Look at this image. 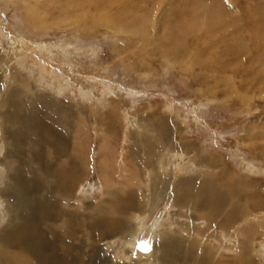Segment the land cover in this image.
<instances>
[{"label":"rangeland","instance_id":"1","mask_svg":"<svg viewBox=\"0 0 264 264\" xmlns=\"http://www.w3.org/2000/svg\"><path fill=\"white\" fill-rule=\"evenodd\" d=\"M16 1L0 0L1 30L23 39L35 48L40 61L56 67V83L64 90L58 93L59 88L52 85L46 90L71 110L83 111L72 110L71 116V110L39 105L51 131L68 136V126L81 130L85 119H116L112 146L118 160L123 146L132 143L127 132L134 131L133 120L169 119L176 124L175 139L185 145L182 149L190 145L201 155L212 154L228 165L233 177L246 179L236 198L257 229L244 236L240 228H222L231 208L225 201V209L218 211L212 223L190 219L192 227L199 228L190 239L200 242L197 256L164 264H264V0H38L37 26L25 15L26 3L21 8ZM16 65L8 85L28 87L25 98L32 86L43 89L41 84L51 74L41 66L32 65L35 69L29 70ZM80 101L84 104L77 105ZM88 133L87 153L77 168L78 184L67 202L57 205L54 220L43 226L48 252L58 258L53 257L56 264H100L103 254L110 259L106 264H163L154 261L156 252L150 245L157 234L154 223L140 229L131 243H125L120 234L101 242L91 236L90 223L108 206L112 213L114 206L101 203L106 196L99 182L100 168L119 171L121 166L108 157L111 147L100 148L98 134ZM32 149L33 145L27 148ZM75 150L70 149L71 155ZM106 159L115 164L105 165ZM65 165L55 168L71 167ZM30 167L24 173L31 176L35 167ZM199 167L203 175L213 173ZM215 181L228 189L227 181ZM0 187V191L6 189V185ZM53 195L59 199L58 193ZM9 197H3L0 232L22 222L16 206L8 210ZM191 213L187 207L185 214ZM168 217L158 232L165 239L172 238L167 231L184 235L190 231L177 223L169 225L172 220L185 222V215ZM22 249L8 246L0 264H39L33 251Z\"/></svg>","mask_w":264,"mask_h":264},{"label":"bare ground","instance_id":"2","mask_svg":"<svg viewBox=\"0 0 264 264\" xmlns=\"http://www.w3.org/2000/svg\"><path fill=\"white\" fill-rule=\"evenodd\" d=\"M24 3L27 5L25 15L28 21L33 26H37L39 23L37 17L41 10L39 1H16L18 7ZM5 43H8V49L12 50L14 55L10 54L8 49L6 50ZM34 49V47L30 48L23 39L7 35L0 28V186L6 185V189L0 191V212L2 205H5L3 197H9L11 194L8 199L11 203L8 210L12 211V207L16 206L18 219L22 221L20 224L0 232V255H6L8 246H17L23 248L22 250L33 251L39 264H56L55 260L58 258L55 254L48 252L50 249H48L47 237L43 234L45 232L44 225L54 220L57 205L61 200L67 202L65 200L71 197V192L78 184L77 168L79 165H83L87 153V144L91 138L89 130L98 134L97 142L100 148L103 144L111 147L112 153L108 157L115 162L117 150L112 146L114 144L112 139L116 133L115 124L117 121L116 119H102L103 117L101 119H85V126H82L81 130H77L78 128L73 130L71 126H68V136L62 132L51 131L44 121L45 113L39 109V105L46 106L51 110L63 108L70 111L71 109L62 104L61 100L57 102L46 90L50 85L59 88L57 89L58 93L64 89L61 88L62 85L56 83L58 82L55 80L56 67L53 69L52 65H49L50 63L40 61ZM16 64L29 70L41 66L43 71L51 73L48 78L44 74L41 75L42 78H46V82H41L46 91L38 89L36 85L32 86L28 93L30 94L29 100L23 95L24 89L28 87L23 88L19 83L8 85V82L14 78L12 76ZM30 84L32 85L31 82ZM70 102L73 105V101ZM81 104L84 103L81 101L77 103V105ZM72 110L71 116L73 111V113L83 112L81 108H77L76 111ZM133 121L134 131L127 132V136L132 138V143L129 146H123L122 158L116 159L119 163L117 167L121 166L120 170L112 168V172L111 167L100 168L101 178L98 179L102 185V195L106 196L103 197L101 203L105 207L108 206V202H113L114 206L112 213L108 211V206L106 211H102L96 220L90 223L91 236L96 242L120 234L124 235L125 243H131L138 231L151 222L154 223V232L157 233L153 240L156 242L151 241L150 243L157 253H155L154 261L158 260L164 264L175 258L191 259L195 255L197 256L196 250L200 249V242L198 244L196 241L190 240L192 234L199 231L197 226L196 228L192 227L190 219L192 221L193 219L206 220L208 223H212L215 217H218V211L225 209V201L230 202L231 208L224 216L223 223L220 222L222 228L227 227L230 230L240 228L239 230L244 236L257 229L255 224L248 222L249 215L243 212L241 199L236 198L237 193L242 192L243 187H246V179L233 177L231 171L228 170V165L220 158L216 159L212 154L202 153L201 155L194 152V148L190 145L188 147H191V150H188V147L182 149L181 145L184 148L185 145L175 139L177 136L176 124L173 121L169 119ZM48 144L51 145L50 150L45 149ZM31 145H33V149L28 151L27 148ZM72 148L76 150L72 151L71 155L70 149ZM25 158L29 163L25 162ZM111 159H106L102 163L114 165L115 163ZM56 164H66L65 166L71 167L64 169L59 167L60 170H57ZM29 165H33L36 170V172H34L35 170L32 172L31 176L24 173ZM199 166L208 167L213 170V173L203 175L199 172ZM8 168L12 169L11 173L7 171ZM217 178L227 181L228 189L224 190L223 187H219L215 181ZM45 182H48V185ZM55 193H58L59 199L53 195ZM187 207L192 210L190 215L185 214ZM162 210H166L165 213H162ZM168 214H175L179 217L185 215V222L174 218L176 221L171 219L172 222L169 225L177 223L183 230L190 231H186L185 235L181 233L169 234L167 231L168 235L172 237L171 239H165L166 237L162 234L159 235L160 227L169 220ZM1 216L4 217L5 213H2ZM245 223L246 226L242 225ZM105 246L106 244H101V247ZM100 250L102 252L103 249ZM104 255H102L100 264L109 263V257L107 254Z\"/></svg>","mask_w":264,"mask_h":264},{"label":"clouds","instance_id":"3","mask_svg":"<svg viewBox=\"0 0 264 264\" xmlns=\"http://www.w3.org/2000/svg\"><path fill=\"white\" fill-rule=\"evenodd\" d=\"M4 221L0 220V227L3 226Z\"/></svg>","mask_w":264,"mask_h":264}]
</instances>
